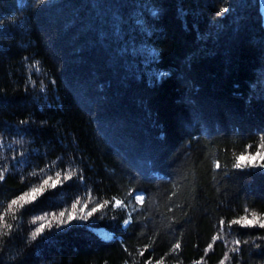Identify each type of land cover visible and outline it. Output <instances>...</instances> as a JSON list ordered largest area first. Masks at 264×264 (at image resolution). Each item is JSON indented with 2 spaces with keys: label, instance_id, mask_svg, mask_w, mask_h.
Segmentation results:
<instances>
[{
  "label": "trees",
  "instance_id": "trees-1",
  "mask_svg": "<svg viewBox=\"0 0 264 264\" xmlns=\"http://www.w3.org/2000/svg\"><path fill=\"white\" fill-rule=\"evenodd\" d=\"M260 7L0 0V264H264Z\"/></svg>",
  "mask_w": 264,
  "mask_h": 264
},
{
  "label": "snow or ice",
  "instance_id": "snow-or-ice-1",
  "mask_svg": "<svg viewBox=\"0 0 264 264\" xmlns=\"http://www.w3.org/2000/svg\"><path fill=\"white\" fill-rule=\"evenodd\" d=\"M220 14H223L226 12V9L224 8H220L219 9ZM257 161H259V167L260 168H264V152H260L257 155H243V156H239L236 162V166L237 168H240L242 165H250L252 167H256L257 166ZM217 167H219V165H217ZM71 174L69 175H65L64 179L68 180L71 178ZM4 177L0 176V180H3ZM60 183V177L57 176L55 179L53 178H49L48 180H45L41 185L32 188V190L20 197H18L17 199L13 200L11 205H9V208H11L12 206H19V207H23L24 205L30 203L31 201H35L39 196L43 195L44 191L46 188L49 187H56L58 184ZM144 197H139L138 202L139 201H143ZM116 206L119 207L121 202L119 200H117L116 202ZM100 209H97V211H99ZM60 217H63L64 214L61 213L59 214ZM75 216V205L73 206V215L69 218H74ZM43 219V218H41ZM0 220H3V217H0ZM57 223H62V219L59 221H56ZM232 223L234 225H243L244 227H259L260 229H264V217H258L255 214L252 215L251 219L248 218H244L241 220H234L232 221ZM51 225V222H49L48 224H42L41 227L37 228L36 232L33 233V236H38L41 232H43L45 230L46 227H49ZM177 247H179V245H177Z\"/></svg>",
  "mask_w": 264,
  "mask_h": 264
},
{
  "label": "rangeland",
  "instance_id": "rangeland-1",
  "mask_svg": "<svg viewBox=\"0 0 264 264\" xmlns=\"http://www.w3.org/2000/svg\"><path fill=\"white\" fill-rule=\"evenodd\" d=\"M260 3H261V15H262V20H263V24H264V0H260ZM261 152V151H260ZM260 152H257L255 155H257V154H259ZM264 152V151H263ZM259 161H257V166L255 167V168H258V169H260V170H264V168H260L259 167ZM136 199H137V201H138V199H139V197H135ZM139 202H141V201H139ZM120 206H121V204H120ZM119 206V207H120ZM97 234H98V236L99 237H101L103 240H112L113 239V236L110 234V233H108V232H106L105 230H103V229H95L94 230Z\"/></svg>",
  "mask_w": 264,
  "mask_h": 264
}]
</instances>
